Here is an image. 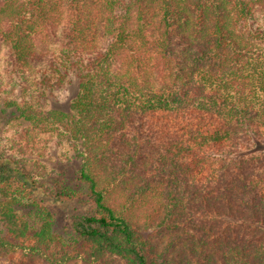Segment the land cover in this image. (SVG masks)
Instances as JSON below:
<instances>
[{
  "label": "trees",
  "instance_id": "1",
  "mask_svg": "<svg viewBox=\"0 0 264 264\" xmlns=\"http://www.w3.org/2000/svg\"><path fill=\"white\" fill-rule=\"evenodd\" d=\"M53 43L78 92L68 112L6 102L27 129L0 152L2 264H264V0H0L14 73ZM50 131L74 178L30 168L32 132ZM52 205L86 209L72 234Z\"/></svg>",
  "mask_w": 264,
  "mask_h": 264
},
{
  "label": "rangeland",
  "instance_id": "2",
  "mask_svg": "<svg viewBox=\"0 0 264 264\" xmlns=\"http://www.w3.org/2000/svg\"><path fill=\"white\" fill-rule=\"evenodd\" d=\"M62 50L65 49L60 43H53L49 61L23 77L14 73L10 66L9 47L5 45L0 48V152L20 154L18 149L20 146L24 147L26 142L24 131L27 124L20 118L15 107L6 105L7 101L30 100L45 109L69 111L70 104L78 92V79L75 70L69 69L70 63L63 60ZM54 59L59 62V68L65 75L64 83L59 90L50 84V81L55 82L59 75L50 67V60ZM31 135L34 137L31 141L32 147L28 148L25 154L30 162V168L39 163L43 165L48 176L59 175L68 179L75 177L81 167V160L67 135L52 131L38 135L32 132ZM75 206L52 205L57 215L54 227L57 233L65 236L73 233L74 216L86 212L83 207ZM16 211L26 216L32 225H39L37 210L18 207ZM3 262L4 260L0 258V264Z\"/></svg>",
  "mask_w": 264,
  "mask_h": 264
}]
</instances>
